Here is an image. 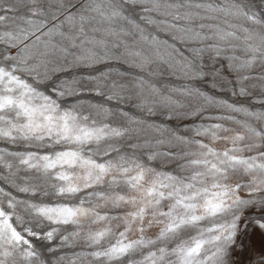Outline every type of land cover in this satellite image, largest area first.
Returning <instances> with one entry per match:
<instances>
[{
  "label": "snow or ice",
  "instance_id": "6c2138e0",
  "mask_svg": "<svg viewBox=\"0 0 264 264\" xmlns=\"http://www.w3.org/2000/svg\"><path fill=\"white\" fill-rule=\"evenodd\" d=\"M205 87L264 105V0H0V264H264V111Z\"/></svg>",
  "mask_w": 264,
  "mask_h": 264
},
{
  "label": "rangeland",
  "instance_id": "374dc122",
  "mask_svg": "<svg viewBox=\"0 0 264 264\" xmlns=\"http://www.w3.org/2000/svg\"><path fill=\"white\" fill-rule=\"evenodd\" d=\"M237 54L242 55V53H237ZM256 71H259V69H256ZM204 90L208 91L209 94L217 96L219 98L227 99L230 102L242 104L243 106L249 108L251 111H264V105H261L259 103H254L252 97H248V98H245V97H233V96H231L228 93H221V92H218L216 89L207 88V87H205ZM259 95H260L259 89L253 91V96H259ZM89 99L92 100L93 102H96L97 100H100V102H103L100 98H89ZM111 106L115 107V104L112 103ZM237 117H238V119H241V120L247 119V120H249V122H251L253 124L257 123L253 118L245 117L243 114H237ZM192 119H195V118H192ZM0 146L10 147V145H8L4 141H0ZM221 146L222 145H217V147H221ZM16 150H22V148H18ZM13 171H15V169H13ZM3 174H7L6 171ZM24 175H25L24 172H20L18 174V176H20V177H23ZM0 184H2L5 187L8 186L7 183L4 182L2 179H0ZM18 195H22V194H18ZM37 199H39V198H37ZM68 230L71 231L72 230V226H68ZM148 235L154 236L155 235V229L152 230L151 232H149ZM82 248H83V244L82 243H76L75 245L62 248L60 251H58L55 254V256H53V254H51V253L45 252L44 253V257H45V259H47L49 261V264H55V257H58L60 255H65V256H68L69 258H71L72 254L74 252H78V251L82 250ZM61 264H69V262L68 261H63V262H61ZM84 264H87V262L85 261ZM125 264H126V261H125Z\"/></svg>",
  "mask_w": 264,
  "mask_h": 264
}]
</instances>
